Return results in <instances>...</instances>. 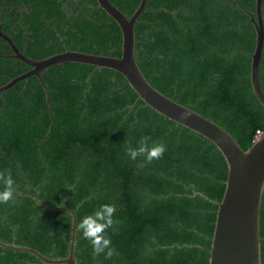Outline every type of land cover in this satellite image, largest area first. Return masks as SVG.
<instances>
[{"label":"trees","instance_id":"trees-1","mask_svg":"<svg viewBox=\"0 0 264 264\" xmlns=\"http://www.w3.org/2000/svg\"><path fill=\"white\" fill-rule=\"evenodd\" d=\"M110 1L128 17L141 2ZM255 3L148 0L135 26L137 62L150 83L225 128L245 150L264 133V106L251 84ZM0 27L34 59L66 49L122 54V30L97 0H0ZM31 68L0 37V86ZM42 78L52 110L37 76L0 91V171L10 172L16 188L15 202L0 203V241L64 258L73 215L58 207L75 211L77 225L114 204L106 235L116 255H94L76 231L79 264H209L228 173L217 146L147 105L114 69L63 62ZM260 82L264 89V48ZM145 135L167 146L147 165L126 154ZM260 223L264 264V192ZM0 264L51 263L0 246Z\"/></svg>","mask_w":264,"mask_h":264},{"label":"water","instance_id":"water-1","mask_svg":"<svg viewBox=\"0 0 264 264\" xmlns=\"http://www.w3.org/2000/svg\"><path fill=\"white\" fill-rule=\"evenodd\" d=\"M97 1L99 6L116 20L122 30L121 56L92 54L66 49L44 59H34L24 54L15 44L13 38L5 34L0 27V37L10 44L13 57L32 67L7 84L0 86V91L7 90L22 79L33 75L37 76L45 89L46 98L52 110L50 93L42 78L43 71L50 66L63 62H78L107 67L120 72L139 94V98L144 100L147 105L170 120L203 135L212 141L224 155L228 173L223 197L221 201L217 202L218 211L210 247L209 264H262L260 221L264 192V133L245 150L225 128L156 89L140 69L135 54V26L138 18L145 10L148 0H141L131 17H128L110 0ZM262 1L256 0L255 13L250 12L249 14L257 32L255 49L251 54V84L264 106V89L260 82V64L264 48ZM255 14L257 19H255ZM185 111L190 112L191 115L187 119H182L180 114ZM58 208L69 210L73 215L71 241L67 257L48 258L32 247L2 241H0V246L17 251L31 252L44 262L51 264H79L75 257L76 213L63 206Z\"/></svg>","mask_w":264,"mask_h":264},{"label":"clouds","instance_id":"clouds-1","mask_svg":"<svg viewBox=\"0 0 264 264\" xmlns=\"http://www.w3.org/2000/svg\"><path fill=\"white\" fill-rule=\"evenodd\" d=\"M191 115L190 112H182V119H187ZM261 134L263 133L260 131ZM258 132L255 135L254 141L259 138ZM167 150V146L162 142H151V137L145 135L141 137L137 147L129 145L126 150L127 156L131 160H136L138 157H143L145 164H151L153 161L163 157ZM0 183L4 185L0 191V203L15 202L16 188L15 182L11 177L10 172L5 173L0 171ZM116 212L114 204H103L94 213L86 215L77 225L76 229L85 240L92 245L93 254L99 256L103 254L106 259H111L116 255L115 249L112 247L111 238L106 235V232L114 224L113 217Z\"/></svg>","mask_w":264,"mask_h":264},{"label":"built area","instance_id":"built-area-1","mask_svg":"<svg viewBox=\"0 0 264 264\" xmlns=\"http://www.w3.org/2000/svg\"><path fill=\"white\" fill-rule=\"evenodd\" d=\"M260 134H261V132H260V131H258V134H257V136H258V135H260Z\"/></svg>","mask_w":264,"mask_h":264}]
</instances>
